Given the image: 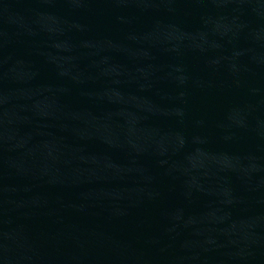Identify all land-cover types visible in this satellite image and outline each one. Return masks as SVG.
I'll use <instances>...</instances> for the list:
<instances>
[{
	"label": "water",
	"instance_id": "obj_1",
	"mask_svg": "<svg viewBox=\"0 0 264 264\" xmlns=\"http://www.w3.org/2000/svg\"><path fill=\"white\" fill-rule=\"evenodd\" d=\"M0 264H264V0H0Z\"/></svg>",
	"mask_w": 264,
	"mask_h": 264
}]
</instances>
